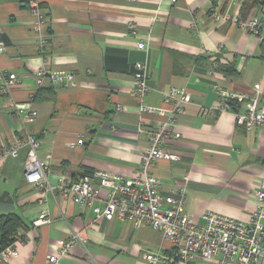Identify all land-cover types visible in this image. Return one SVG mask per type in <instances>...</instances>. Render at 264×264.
Here are the masks:
<instances>
[{"label": "crops", "instance_id": "obj_1", "mask_svg": "<svg viewBox=\"0 0 264 264\" xmlns=\"http://www.w3.org/2000/svg\"><path fill=\"white\" fill-rule=\"evenodd\" d=\"M244 1L37 0L45 16V46L38 52L37 15L24 0H0L5 45L0 68L16 75L12 97L30 100L37 111L25 127L39 139L37 155L47 163L48 181L98 170L136 177L152 131L171 114L162 92L183 87L190 101L174 114L163 144L180 159L156 160L152 173L159 178V192L170 195L184 186L185 211L198 223L208 211L246 222L264 180V126L247 130L237 124L235 112L247 99L222 109L217 87L248 97L258 91L264 104V43L210 16L212 5L246 16L259 12L245 10ZM138 41L147 51L137 48ZM138 61L147 63L152 87L140 98L133 80ZM42 65L72 74L74 84L54 86L45 79L37 85L33 72ZM6 104L0 95V151L15 138L25 139V128ZM141 105L165 111H142ZM26 154V145L16 156L0 154V183L4 179L14 187L13 211L23 222L17 233L25 238L17 255L0 264H49L54 247L74 231L85 244L56 264H149L145 253L181 264L160 230L116 217L96 221L91 208L27 183ZM44 213L49 222L34 225Z\"/></svg>", "mask_w": 264, "mask_h": 264}, {"label": "built area", "instance_id": "obj_2", "mask_svg": "<svg viewBox=\"0 0 264 264\" xmlns=\"http://www.w3.org/2000/svg\"><path fill=\"white\" fill-rule=\"evenodd\" d=\"M175 2L176 0H171ZM25 5L37 15L34 29L37 34L36 48L43 52L45 40L41 32L45 23V16L39 9L37 0H24ZM211 18L220 23H231L238 28L254 35L259 41H264V10L242 16L240 13L223 11L216 5L210 7ZM2 28L0 26V35ZM137 48L147 51L143 41L136 43ZM4 42L0 39V53L4 51ZM136 71L133 75L134 94L143 97L152 87L147 82L148 65L146 62L135 63ZM37 85L41 86L45 79H49L54 86L73 85L74 78L70 73H57L45 66L33 72ZM15 73L0 68V95L7 100V110L11 117L16 118L25 128V139L15 138L9 145L1 148V156H16L18 150L27 146L24 177L27 183L47 191H56L62 198L70 199L73 203L91 208L96 221L112 219L114 217L130 221L135 226L147 225L158 229L172 244L173 255L181 264H264V180H261L255 191L257 202L249 213L246 222L236 220L230 216L212 211L202 215L203 223L195 221L184 208L185 187L179 186L170 195H161L159 178L152 173L157 159L177 161L180 159L175 152L163 147L164 142L171 136L170 124L174 121V114L190 101V95L183 87L171 86L162 92L165 103L171 104V114L167 120L161 122L153 131L148 146L143 150L141 161L137 169V176L124 178L117 174H110L98 170L90 175H81L75 179H68L59 175L55 183L47 179V163L37 155L39 139L30 133L25 124L33 121L37 111L33 109L31 101H16L12 91L16 85ZM222 109L228 107V101L246 98L242 111L235 112L236 122L247 130L264 126V104L258 99V91L249 96L245 93L223 92L217 87ZM140 110L164 113L161 108H147L143 105ZM82 143V139L78 140ZM1 180V175H0ZM96 180V181H95ZM102 201V205L96 202ZM49 217L41 214L33 221L34 225L49 222ZM24 236L16 233L15 240L0 250V262L8 263L17 255L18 245ZM86 239L79 232H72L69 237L60 241L48 256L49 264H56L58 258L69 253L76 245H84ZM149 264H174L171 260L156 253H145Z\"/></svg>", "mask_w": 264, "mask_h": 264}, {"label": "trees", "instance_id": "obj_3", "mask_svg": "<svg viewBox=\"0 0 264 264\" xmlns=\"http://www.w3.org/2000/svg\"><path fill=\"white\" fill-rule=\"evenodd\" d=\"M214 1V0H212ZM244 9L257 8L258 10H264V0H245L243 3ZM246 16L244 12L241 14ZM264 41H262V44ZM230 73H234L230 70ZM228 106L235 108V101H228ZM83 175H90V173H83ZM23 226V222L20 216L14 211L8 213H0V250L12 243L16 238L17 229Z\"/></svg>", "mask_w": 264, "mask_h": 264}, {"label": "water", "instance_id": "obj_4", "mask_svg": "<svg viewBox=\"0 0 264 264\" xmlns=\"http://www.w3.org/2000/svg\"><path fill=\"white\" fill-rule=\"evenodd\" d=\"M14 187L3 179L0 183V212L8 213L14 210Z\"/></svg>", "mask_w": 264, "mask_h": 264}]
</instances>
